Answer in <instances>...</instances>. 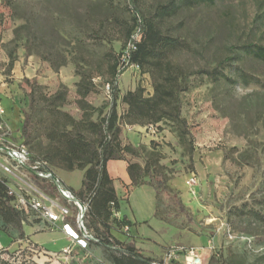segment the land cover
Listing matches in <instances>:
<instances>
[{
  "label": "rangeland",
  "instance_id": "obj_1",
  "mask_svg": "<svg viewBox=\"0 0 264 264\" xmlns=\"http://www.w3.org/2000/svg\"><path fill=\"white\" fill-rule=\"evenodd\" d=\"M167 1L140 0V9L153 16L156 6ZM131 16L128 0H0V105L7 141H23L35 159L45 161L74 190L82 186L83 171L56 169L45 156L65 131L77 128L94 138L86 122L99 121L112 104L104 89L110 79L109 54L121 53ZM160 26L183 43L171 56L175 73L213 68L232 56L228 72L237 82L213 84L191 76L182 94V116L194 136L192 160L189 139L177 123L121 121L122 143L133 147V153H122L124 159L163 173L191 218L160 197L158 219L151 186L136 187L126 197L125 185L118 182L119 215L134 225L129 230L114 226L112 233L134 241L156 260L172 248L195 247L203 264H264V62L243 50L247 44L264 45V0L183 5ZM12 56L16 61L10 68ZM243 71L248 82L241 78ZM82 77L90 88L83 104L77 86ZM154 83L152 74L127 69L118 80L119 113L127 109L121 101L127 91L142 85L152 95ZM64 88L66 100L55 102ZM23 111L33 116L29 143L22 135ZM68 116L79 126L74 128ZM36 183L42 188V181ZM12 184L16 190L24 187L19 181ZM51 195L76 213L56 192ZM67 222L71 234L62 223L51 230L37 213L24 214L25 237L20 238L0 221V264H114L116 251L84 238L74 215ZM65 244L72 252L57 263L50 253Z\"/></svg>",
  "mask_w": 264,
  "mask_h": 264
},
{
  "label": "trees",
  "instance_id": "obj_2",
  "mask_svg": "<svg viewBox=\"0 0 264 264\" xmlns=\"http://www.w3.org/2000/svg\"><path fill=\"white\" fill-rule=\"evenodd\" d=\"M216 0H168L159 3L153 16L146 17L140 9V0H128V9L132 13L131 24L126 27L123 49L121 53H110L108 73L110 79L105 81L112 87L113 101L109 111L94 122L88 120L86 128L94 138L77 129L79 123L68 116L70 124L76 128L73 132H63L56 142L51 144L45 158L56 169L67 171L82 170V186L79 190L68 187L59 179V185L68 188L74 193L76 199L86 204L84 226L89 236L104 248L116 251L112 255L114 264H153L158 261L145 256L134 241L125 242L113 235L114 226L129 230L134 223L126 216H119L120 199L114 184V178L108 170V163L113 160H123L124 152L133 153L131 145H123L121 140V121L130 124L157 125L170 120L180 126V134L189 139L190 158L193 159L194 136L188 127L186 119L182 116V94L189 90L193 79L191 76L208 80L213 84H235L237 81L229 74L228 68L234 65V57H226L213 68H201L187 73H175L172 54L182 46L180 38L162 30L160 22L174 16L183 5L192 7L199 4H215ZM135 32H139L140 41L136 49L130 52L129 64L138 65L143 73H150L155 79L153 94L146 95L145 88L138 85L135 90L127 91L121 101L127 106L124 115L117 108L118 80L126 71V62L123 54L127 43ZM246 54L253 55L264 62V45L247 44L243 46ZM16 57L12 56L10 68L15 64ZM242 80L248 82L249 75L241 72ZM82 77L77 84L78 93L84 98L90 93V88ZM67 89L64 88L54 96L53 100L65 101ZM34 89L30 92V107L33 106ZM22 135L24 141L29 143L32 138L33 116L31 111H23ZM127 162V161H126ZM50 169V167L47 165ZM127 173L130 182L125 185V196L136 187L151 186L155 191V217H157L159 198L167 199L170 205L175 206L181 213L191 218L190 212L184 206L179 195L168 186L165 176L156 172L150 165L142 166L139 163L127 162ZM52 170V169H50ZM54 177L56 174L52 170ZM41 186L49 193L57 191L54 180L42 181ZM159 219V218H158ZM163 220V219H162ZM0 221L19 233L20 238L25 237L24 214L15 210L10 203L8 187L5 181H0ZM86 221V223H85ZM8 233V232H7Z\"/></svg>",
  "mask_w": 264,
  "mask_h": 264
},
{
  "label": "built area",
  "instance_id": "obj_3",
  "mask_svg": "<svg viewBox=\"0 0 264 264\" xmlns=\"http://www.w3.org/2000/svg\"><path fill=\"white\" fill-rule=\"evenodd\" d=\"M140 33L135 32L127 43V48L123 54V60L126 62V70L135 68L139 70V66L129 64L130 52L136 49V43L140 41ZM104 89L110 97H112V87L109 83L104 84ZM9 130L6 127L5 110L0 105V181H5L8 187V195L13 208L23 214L35 212L41 219V223H46L51 230L58 223L63 224V229L70 234L73 232L72 226L68 224L67 217H75V222L82 230L84 238L93 239L86 232L84 226V216L86 211L82 208L80 202L74 196V193L68 188L59 185V179L55 180L52 170L47 167V163L40 159H35L27 145L23 141L14 143L7 141L6 136ZM54 180L57 184L56 193L61 199L67 201L76 210L72 214L69 206L63 205L58 199H54L51 193L40 188L36 181ZM21 182L24 187L16 190L12 182ZM87 210L86 204H84ZM73 236V235H72ZM91 237V238H89ZM71 242H75V238H70ZM72 252L71 245L64 247L62 250L50 253L57 263L59 261H67ZM203 255L195 247H175L170 249L163 260L155 261L153 264H203Z\"/></svg>",
  "mask_w": 264,
  "mask_h": 264
},
{
  "label": "crops",
  "instance_id": "obj_4",
  "mask_svg": "<svg viewBox=\"0 0 264 264\" xmlns=\"http://www.w3.org/2000/svg\"><path fill=\"white\" fill-rule=\"evenodd\" d=\"M126 168H127V162L123 160H113L108 163V170H109L110 175L114 178V184H115L116 190H117L118 182L119 183L122 182L123 184H128L130 182ZM63 183L65 182L63 181ZM117 194H118V191H117ZM66 246H68V244L67 245L65 244L63 248Z\"/></svg>",
  "mask_w": 264,
  "mask_h": 264
},
{
  "label": "water",
  "instance_id": "obj_5",
  "mask_svg": "<svg viewBox=\"0 0 264 264\" xmlns=\"http://www.w3.org/2000/svg\"><path fill=\"white\" fill-rule=\"evenodd\" d=\"M54 179H55V180H57V177H55ZM79 202H80V201H79ZM80 204H81L82 208L84 209V211H86V209H85V207H84L83 203H82V202H80ZM89 238H91V237H89Z\"/></svg>",
  "mask_w": 264,
  "mask_h": 264
}]
</instances>
